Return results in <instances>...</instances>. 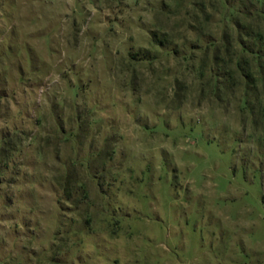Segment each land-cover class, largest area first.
<instances>
[{
  "label": "rangeland",
  "instance_id": "1",
  "mask_svg": "<svg viewBox=\"0 0 264 264\" xmlns=\"http://www.w3.org/2000/svg\"><path fill=\"white\" fill-rule=\"evenodd\" d=\"M0 263L264 264V0H0Z\"/></svg>",
  "mask_w": 264,
  "mask_h": 264
},
{
  "label": "built area",
  "instance_id": "2",
  "mask_svg": "<svg viewBox=\"0 0 264 264\" xmlns=\"http://www.w3.org/2000/svg\"><path fill=\"white\" fill-rule=\"evenodd\" d=\"M0 264H2V263H0Z\"/></svg>",
  "mask_w": 264,
  "mask_h": 264
}]
</instances>
